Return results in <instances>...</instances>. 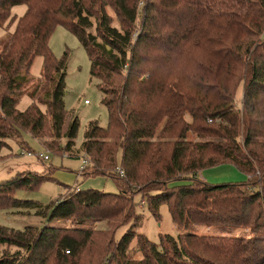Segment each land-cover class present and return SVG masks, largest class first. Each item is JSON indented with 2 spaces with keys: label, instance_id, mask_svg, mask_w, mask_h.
I'll return each mask as SVG.
<instances>
[{
  "label": "trees",
  "instance_id": "obj_1",
  "mask_svg": "<svg viewBox=\"0 0 264 264\" xmlns=\"http://www.w3.org/2000/svg\"><path fill=\"white\" fill-rule=\"evenodd\" d=\"M17 4L26 10L0 39V152L10 140L31 151L24 133L49 137L50 146L64 137L54 152H71L79 121L63 102L67 51L58 58L48 45L60 25L85 49L108 114L105 126L88 123L78 174L109 177L118 191L65 185L64 195L43 206L15 191L37 188L56 168L0 179V209L36 208L48 221H108L102 231L0 225V264H80L84 252L91 264H264V0H0V27L15 19ZM37 55L36 79L29 69ZM22 94L32 102L19 110ZM223 163L247 182L201 178ZM137 195L156 217L167 205L176 236L159 233L155 243L132 225L115 238L121 224L138 218ZM190 223L248 226L254 235L196 234ZM133 238L142 254L136 261L127 256Z\"/></svg>",
  "mask_w": 264,
  "mask_h": 264
},
{
  "label": "rangeland",
  "instance_id": "obj_2",
  "mask_svg": "<svg viewBox=\"0 0 264 264\" xmlns=\"http://www.w3.org/2000/svg\"><path fill=\"white\" fill-rule=\"evenodd\" d=\"M26 10L24 4H17L11 7V18L15 19L10 22L9 26L0 27V39H4L10 33L19 16L23 15ZM110 14L111 9H107ZM114 17V15H113ZM113 25L119 27L117 18H113ZM48 45L56 57L61 58L63 52L67 51L65 77H64V107L68 115L74 114L77 116L79 125L74 145L71 146L69 152L58 154L54 152L57 148L63 150L66 138L53 137V141L58 144L46 145L45 139L50 141L49 137L39 138L41 143L37 142L30 134L24 133L23 138L28 142V145L35 153L33 156H28L23 153L19 145L10 140L11 148L5 147L0 154H4L0 159V179H6L13 176L16 172L22 170H31L39 174L45 173L48 167L52 166L57 170L54 173L56 177L43 181L37 188L28 190L24 188L15 191V197L18 199H29L37 201L43 206H48L66 192L65 185H78L80 189L94 188L101 191L117 192V186L114 181L106 176H93L83 179L77 173L82 165L84 153L80 150L81 143L84 139L85 129L90 121H97L99 125L105 126L108 122V114L106 107L101 103V92L97 84L98 80L90 74V61L85 49L77 39V37L66 30L64 27L57 25L48 41ZM42 57L37 55L29 69V74L38 78L41 74ZM241 86L236 91L235 103L237 107L241 106ZM88 100L89 103H85ZM32 100L27 94H22L17 103V109L24 110ZM44 106H42V109ZM68 117L66 118V121ZM192 134V133H191ZM194 135V134H193ZM191 136H189L190 138ZM80 151V152H79ZM76 152L78 155L74 156ZM43 153L49 156V159L38 158V154ZM67 153V154H66ZM72 155V156H69ZM121 153H118L117 162L120 163ZM202 179L210 184L220 182L245 183L248 176L231 163H223L222 165H214L202 170ZM144 199V204L139 207L137 204L141 199ZM135 212L139 214L136 220L131 219L121 224L115 230V238H120L132 225L135 233L144 234L152 242H159V233H167L176 236L179 230L173 222L166 204L159 206V217L154 216L147 208L146 200L141 195L135 197ZM36 208L14 207L8 209H0V225L12 227L15 229H23L27 225L42 226L43 224L54 225L59 227H80L84 229H94L102 231L108 227L106 219L97 217L82 218L81 216L70 219H53L48 221L47 217L36 214ZM189 232L196 234L209 235H227V236H250L254 235L248 226H206L205 224L190 223L187 229ZM17 247H11L10 250H16ZM127 256L130 260H139L142 257L138 250L136 238H133L128 245ZM91 253H85L81 256L80 264H91Z\"/></svg>",
  "mask_w": 264,
  "mask_h": 264
},
{
  "label": "built area",
  "instance_id": "obj_3",
  "mask_svg": "<svg viewBox=\"0 0 264 264\" xmlns=\"http://www.w3.org/2000/svg\"><path fill=\"white\" fill-rule=\"evenodd\" d=\"M85 103H89L88 100H84ZM23 153H26V155L28 156H33L35 155V153L33 151H28V150H23ZM39 157H43L44 159H48L49 156L47 154H43V153H39L38 154ZM85 162V160H83V163ZM144 204V199L142 198L139 203L137 204L139 207H142Z\"/></svg>",
  "mask_w": 264,
  "mask_h": 264
},
{
  "label": "crops",
  "instance_id": "obj_4",
  "mask_svg": "<svg viewBox=\"0 0 264 264\" xmlns=\"http://www.w3.org/2000/svg\"><path fill=\"white\" fill-rule=\"evenodd\" d=\"M189 136H191L190 139H191V138H194V135H193V134H190V133H189V134H188V138H189ZM33 138H34V137H33ZM34 139H35L37 142H39V143L42 142L41 139H39V138H34ZM41 144H42V143H41ZM10 148H11V147H10ZM66 154H67V153H66ZM69 156H70V155H69ZM219 165H220V164H219ZM221 165H222V164H221ZM81 168H82V167H81ZM56 170H57V169H56ZM56 170H55V171H56ZM55 171L52 173V177H54V178H56V177L54 176ZM77 173H78V172H77ZM201 173H202V171H201ZM201 173H200V176L202 175ZM201 178H202V176H201Z\"/></svg>",
  "mask_w": 264,
  "mask_h": 264
}]
</instances>
